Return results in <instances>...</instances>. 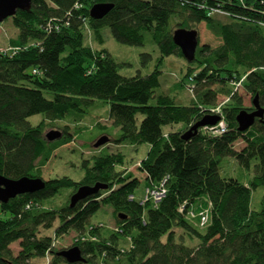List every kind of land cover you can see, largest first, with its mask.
Masks as SVG:
<instances>
[{"label":"trees","instance_id":"16d2710c","mask_svg":"<svg viewBox=\"0 0 264 264\" xmlns=\"http://www.w3.org/2000/svg\"><path fill=\"white\" fill-rule=\"evenodd\" d=\"M97 4L114 7L95 20L90 10ZM10 20L18 36L6 50L0 47V175L45 181L43 169L54 154L78 139L92 111L108 104L109 120L120 132L115 142L125 148L149 145L139 168L145 189L168 180L166 197L157 207L142 205L135 196L141 180L118 170L123 155L103 148L83 162L79 182L51 179L42 191L0 203V264H32L47 256L49 264L66 263L56 255L54 241L72 232L77 235L72 247H79L86 264H264V195L254 204L255 193L264 189V119L244 133L236 121L241 111H254L244 107L239 83L252 100L259 96L264 109V0H33ZM201 25L221 42L201 46L199 35L195 60L187 62L192 99L177 104L157 94L160 66L170 56L184 58L174 44V31H198ZM107 29L121 44L154 46L160 54L154 70L122 76L126 64L86 44L88 34L104 44ZM140 58L146 68L153 62L150 53ZM219 97L226 98L220 114L227 132L214 135L202 128L184 140L196 123L216 116L212 110ZM38 114L45 119L33 126L29 119ZM56 123H62V138L49 142L46 131ZM176 126L179 130L165 133ZM239 141L245 146L238 151ZM224 159L252 168V178L223 176ZM96 184L107 190L73 208L70 201L59 209L46 205L63 189L72 197L80 187ZM210 204L206 226L186 216ZM105 206L112 209L117 230L92 224ZM55 224L53 236L41 234ZM177 229L198 245H185ZM14 243H19L17 255Z\"/></svg>","mask_w":264,"mask_h":264},{"label":"rangeland","instance_id":"374dc122","mask_svg":"<svg viewBox=\"0 0 264 264\" xmlns=\"http://www.w3.org/2000/svg\"><path fill=\"white\" fill-rule=\"evenodd\" d=\"M218 18L225 20L223 16H218ZM205 30L204 25H201L200 28H198L201 46L205 44H209L212 47L218 46L221 41L215 39L207 30ZM103 35L104 44L99 45L90 34L86 37V44L93 47V49H106L113 55L118 63L126 64L120 69V74L122 76L134 77L137 74L146 76L154 70L156 60L160 57L158 50L154 46L147 45L146 47H134L121 44L113 38L108 29L103 32ZM17 36L18 30L13 26L10 19L0 24V47L2 49H7L10 39L16 38ZM143 53H150L153 56V62L147 68L144 67L141 62L140 56ZM160 70L162 72L160 77L161 87L157 91V94L168 96L177 104L188 105L192 96L187 90V87L190 86V81L186 77L188 72L187 61L184 58L170 56L165 58L164 62L160 66ZM215 87L217 88V86ZM239 95L242 96L244 100V107L249 108L253 106L251 96L248 95L242 88L239 89ZM225 99L226 98L224 97H219V105H221ZM155 103L156 100L153 99L151 100L150 105H154ZM109 110L110 106L108 104H102L100 109L92 111V115L85 118L83 121L85 130L79 134L78 139H76L74 143L62 147L54 154L50 162L43 169L42 178L45 181H48L51 179L68 177L75 182H79L84 175L82 168L83 162L91 159V157L97 155L99 151L104 148L108 153L123 155L124 164L118 167L119 171L127 170L134 177L141 180V185L135 193L136 200L141 201L144 197L146 182L145 180H142L144 178V174L139 169V164L146 158L149 151V145L142 144L135 147L129 146L127 148L119 146V144L115 141L120 136V132L119 129L113 127L111 121L109 120ZM142 118V116H138V122H141ZM44 119L45 117L43 114H38L31 117L29 122L33 126H37L40 122L44 121ZM96 124L102 125L105 128H97ZM55 125L49 127L46 133L52 130L61 132L58 127L59 125H62V123H56ZM177 130H179V126L173 128L167 127L164 129L165 133ZM110 131L113 132L107 135ZM103 136H106L109 139V142L106 146L100 149H95L94 144ZM94 140L96 141L93 142ZM244 146V142L239 141L235 147L236 150L239 151ZM220 167L221 174L223 176H230L239 180H244L245 182L253 176L252 168L248 171L247 169L240 167L232 159H224L221 162ZM263 195L264 189L261 188L255 193L254 204L257 205ZM70 198L71 191L63 189L60 191L59 195H57L53 200L48 201L50 203L46 205L47 207L59 209L60 207L66 205L67 202L70 201ZM92 224H104L106 227H111L113 229L117 226L112 209L106 206L102 207L101 210L93 217ZM56 226L57 224H55L54 228L51 230H41V234L53 236ZM175 232L177 237L183 235L181 230L177 229ZM183 237L182 242L185 245L191 247L198 245V241L195 238L190 239L185 234ZM76 239L77 235L73 232L62 236L61 238L55 239L54 249H56L57 252L67 250L73 246ZM11 249L14 255H17L20 251L19 243L12 244ZM50 260L51 258L47 256L46 259L35 260L32 264H49Z\"/></svg>","mask_w":264,"mask_h":264},{"label":"water","instance_id":"95a60500","mask_svg":"<svg viewBox=\"0 0 264 264\" xmlns=\"http://www.w3.org/2000/svg\"><path fill=\"white\" fill-rule=\"evenodd\" d=\"M262 1V0H257ZM33 0H0V24L14 17L18 11H24L30 8ZM112 4H97L90 10V17L95 20H102L113 9ZM199 32L197 30H187L179 28L173 33V41L178 47L184 59L191 63L195 60L196 52L199 47ZM254 111H241L237 116L238 131L247 132L259 120L263 122L264 109L260 106L259 96L256 95L252 101ZM221 121L219 116H206L189 129L182 138L190 140L198 134L199 129L216 126ZM62 138L60 131L52 130L46 133V139L54 142ZM109 139L106 136L101 137L95 144L94 148L99 149L107 145ZM45 188V181L40 178L23 177L13 180L0 175V203L7 204L10 200L22 195L34 194ZM101 190H107L106 186L96 184L94 186L80 187L70 199V207L88 197L96 195ZM56 255L62 258L67 264H85L86 259L83 257L79 247H71L67 250L57 252Z\"/></svg>","mask_w":264,"mask_h":264},{"label":"built area","instance_id":"2783aa9c","mask_svg":"<svg viewBox=\"0 0 264 264\" xmlns=\"http://www.w3.org/2000/svg\"><path fill=\"white\" fill-rule=\"evenodd\" d=\"M217 13L226 15L225 13H222L219 11H217ZM55 29L58 30V26H56ZM49 30H51V28H49ZM240 86H241V83L237 84L236 90H239ZM224 102L222 104H224ZM220 112H221L220 105L217 108L212 110V113L214 115L221 117V121L216 126H213V127L208 126V127L203 128L204 131H206L207 133H210V134H214V135H222V134H225L227 132V126H226ZM139 168H140V164H139ZM167 180H168V178L164 179L157 186L146 188L145 192H144V197L142 199V205L150 202L152 205L157 207V205L166 197V194H167L166 182H167ZM130 199L133 200V197H130ZM180 212H184V206L180 209ZM210 213H211V204L208 207L201 208L199 211H197V210L195 211V210L190 209V211L186 214V216L192 220L199 219L200 227H204V226H206V224L209 221ZM100 226H102V225H100ZM115 230H117V229H115Z\"/></svg>","mask_w":264,"mask_h":264},{"label":"crops","instance_id":"0c3cea01","mask_svg":"<svg viewBox=\"0 0 264 264\" xmlns=\"http://www.w3.org/2000/svg\"><path fill=\"white\" fill-rule=\"evenodd\" d=\"M144 176V175H143ZM111 228V227H110Z\"/></svg>","mask_w":264,"mask_h":264},{"label":"flooded vegetation","instance_id":"af4514ba","mask_svg":"<svg viewBox=\"0 0 264 264\" xmlns=\"http://www.w3.org/2000/svg\"><path fill=\"white\" fill-rule=\"evenodd\" d=\"M86 264V263H85Z\"/></svg>","mask_w":264,"mask_h":264}]
</instances>
